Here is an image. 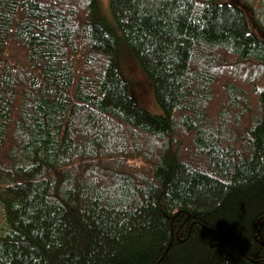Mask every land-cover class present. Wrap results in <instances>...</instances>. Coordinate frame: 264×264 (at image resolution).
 Segmentation results:
<instances>
[{
    "label": "trees",
    "instance_id": "16d2710c",
    "mask_svg": "<svg viewBox=\"0 0 264 264\" xmlns=\"http://www.w3.org/2000/svg\"><path fill=\"white\" fill-rule=\"evenodd\" d=\"M98 5L0 0V264H264V0Z\"/></svg>",
    "mask_w": 264,
    "mask_h": 264
},
{
    "label": "rangeland",
    "instance_id": "374dc122",
    "mask_svg": "<svg viewBox=\"0 0 264 264\" xmlns=\"http://www.w3.org/2000/svg\"><path fill=\"white\" fill-rule=\"evenodd\" d=\"M99 4L98 12L101 16H109V0H97ZM247 17L250 12L246 10ZM250 27L254 30L255 25L250 21ZM264 37V35H263ZM120 68L123 75L129 80L135 96L139 102V106L150 113L159 114L160 111L156 106L152 82L146 76L133 54L129 51L124 52L119 59Z\"/></svg>",
    "mask_w": 264,
    "mask_h": 264
}]
</instances>
